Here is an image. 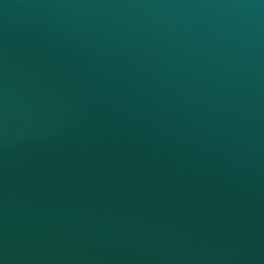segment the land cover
<instances>
[{
  "label": "water",
  "instance_id": "1",
  "mask_svg": "<svg viewBox=\"0 0 264 264\" xmlns=\"http://www.w3.org/2000/svg\"><path fill=\"white\" fill-rule=\"evenodd\" d=\"M0 264H264V0H0Z\"/></svg>",
  "mask_w": 264,
  "mask_h": 264
}]
</instances>
